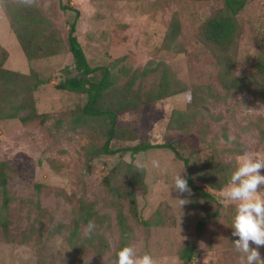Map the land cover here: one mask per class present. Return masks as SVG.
<instances>
[{
    "label": "rangeland",
    "instance_id": "obj_1",
    "mask_svg": "<svg viewBox=\"0 0 264 264\" xmlns=\"http://www.w3.org/2000/svg\"><path fill=\"white\" fill-rule=\"evenodd\" d=\"M13 3L35 6L43 19L38 27L58 37L61 50L27 59L11 26L7 5ZM61 4L79 10L75 34L92 66L127 56L133 89L143 98L167 84L160 99L117 114L123 132L111 146L171 143L196 168L214 159L228 172L223 186L211 187L199 170L190 172L193 183L211 198L173 187L174 175L181 171L185 176L186 167L170 148L95 152L105 141V123L75 119L86 91L56 87L77 73L67 46L74 13ZM221 5L222 0H0V46L7 50L3 65L30 74L12 85L17 94H4L13 105L0 110V162L12 168L9 207H0V264H115L123 236L138 253H151L156 264H182L187 246L193 256L186 264H241L231 227L236 204L221 193L242 152L264 155V90L257 84L227 90L221 84L219 52L201 36L202 23ZM237 18L239 35L228 52L232 75L252 73L257 55L264 53V0H247ZM130 74L118 72L115 86ZM99 76L97 71L90 78ZM29 95L44 121L6 115ZM174 110L187 116L181 128L171 121ZM229 135L236 140L229 143ZM113 168L110 185L132 188L134 202L105 184ZM85 210L95 231L88 237L87 224L80 223L72 245L70 229ZM99 235L107 244L102 253L94 248ZM259 251L264 256V245Z\"/></svg>",
    "mask_w": 264,
    "mask_h": 264
},
{
    "label": "trees",
    "instance_id": "obj_2",
    "mask_svg": "<svg viewBox=\"0 0 264 264\" xmlns=\"http://www.w3.org/2000/svg\"><path fill=\"white\" fill-rule=\"evenodd\" d=\"M247 0H222V5L210 14L201 25V36L203 41L214 46L219 54H217L218 63L220 64V81L223 87L227 90L239 89L244 85L257 84L264 90V53H260L256 57L254 71L252 73H244L241 75H232V66L228 64L230 56L228 52L234 47L238 38L240 25L237 15L245 6ZM7 5V4H6ZM61 8L72 11L74 18L69 21V29L67 34V46L72 56V65L77 71L76 74L67 76L58 81L57 88L69 90H85L86 100L79 108V115L76 120L82 118L85 120H99L105 123V141L99 148H95V152L103 154H112L118 151H130L136 154L141 151H146L154 147H167L172 149L176 156L181 157L186 167L185 178L188 181L189 187L193 191H199L205 198H211L212 194L206 192L203 188L196 185L192 181L190 172L195 169L199 170L204 175L202 179L211 187L223 186L228 175L225 167L216 162L214 159H209L202 162L199 167H194L189 158L183 157L178 153L176 147L171 143H149L141 141L134 145L112 147L111 142L121 139L122 127L117 122V114L131 107H136L153 99L157 100L163 97L167 92V84L163 82L156 90L147 94V98H143L136 89H133L134 76L132 77L131 63L127 56L122 55L114 58L110 65L92 66L83 50V47L78 40L75 30L76 21L79 16V10L67 4H61ZM8 13L11 16V26L16 32L18 43L27 59H35L44 56L54 55L61 50L60 39L50 33L45 32L44 28L38 27V21H42L41 15L37 13V9L31 3H13L7 5ZM7 57V50L0 46V110L4 104L13 105L9 97L4 94H17L12 85L17 84V80H27L30 74L18 72L4 67V61ZM226 63V64H225ZM224 64L226 66H224ZM100 71V76L97 80H92L91 75ZM121 75H128L129 78L121 87H116V81ZM40 83V80H39ZM38 84L34 83V87ZM32 97L29 95L23 101L19 102L12 112H6L9 117H18L20 121L26 122L40 118L44 121L45 115L35 110ZM25 114H19L21 110H27ZM182 117V120H177ZM186 114L174 110L171 116V121L175 122L176 127L181 128L185 125ZM125 130V129H124ZM12 168L4 161L0 162V197L1 209L8 210L11 197L9 195L8 178ZM113 168L105 178V184L115 193L116 196L125 198L134 202V192L132 188H123L110 185V175L113 174ZM88 211V212H87ZM88 217H91L89 210H85L73 222V226L69 233V242L73 244L79 238L80 223L88 224ZM119 217H122L119 212ZM204 218L200 219L196 227L198 234L202 229ZM124 234V233H123ZM99 244L94 248L98 252H103L107 248L105 240L99 235ZM126 237H122L121 245L117 250L126 244ZM193 256L192 247L184 248L181 257L182 264H186Z\"/></svg>",
    "mask_w": 264,
    "mask_h": 264
},
{
    "label": "clouds",
    "instance_id": "obj_3",
    "mask_svg": "<svg viewBox=\"0 0 264 264\" xmlns=\"http://www.w3.org/2000/svg\"><path fill=\"white\" fill-rule=\"evenodd\" d=\"M190 99V97H189ZM236 137L229 135L228 142ZM153 166L159 167V161L153 160ZM264 155L250 154L245 151L236 160L228 184L222 190V196L236 204L231 227L235 248L242 254L241 264H264V256L259 246L264 245ZM173 187L181 193L190 192L187 179L177 172L173 177ZM182 204H184L182 202ZM181 204V205H182ZM95 224H87L86 235L91 237ZM252 244L257 247L251 246ZM115 264H156L149 252L138 253L131 244H124L117 250Z\"/></svg>",
    "mask_w": 264,
    "mask_h": 264
}]
</instances>
